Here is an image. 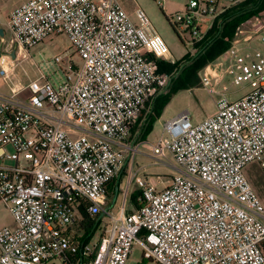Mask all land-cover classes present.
Instances as JSON below:
<instances>
[{"label": "built area", "instance_id": "built-area-1", "mask_svg": "<svg viewBox=\"0 0 264 264\" xmlns=\"http://www.w3.org/2000/svg\"><path fill=\"white\" fill-rule=\"evenodd\" d=\"M154 1L164 8L165 0ZM243 1L189 0L173 29L192 44L206 34L202 25L209 30ZM0 29V201L13 220L0 229V264H126L134 245L152 264H264V206L245 170H264V54L250 44L261 35L264 45V15L242 24L223 55L240 68L248 91L234 101L221 93L215 113L194 124L184 110L154 142L137 145L128 143L131 127L169 80L153 57L177 63L141 8L26 0L0 11ZM52 36H64L78 60L52 58L65 63L63 80L55 85L41 74L13 84L10 62ZM202 85L215 92L208 78ZM142 147L157 162L170 156L176 172L165 181L141 178L140 202L128 212ZM128 154L115 216L107 186ZM83 214L99 221L86 243Z\"/></svg>", "mask_w": 264, "mask_h": 264}, {"label": "rangeland", "instance_id": "rangeland-1", "mask_svg": "<svg viewBox=\"0 0 264 264\" xmlns=\"http://www.w3.org/2000/svg\"><path fill=\"white\" fill-rule=\"evenodd\" d=\"M19 1L21 0H0V11L3 12L6 9H9L11 5ZM119 1L127 13H131L136 7H139L144 11L177 64H180L184 58H190L196 54V46L202 42L203 38L193 41L192 44H183L178 39L172 26L175 21V16L184 12L185 5L189 0H165V5L162 10L154 0ZM207 31L208 26L205 24L202 25L201 32L205 34ZM260 38L261 35L256 36L252 39L250 44L264 54V45L260 42ZM57 54L62 55L65 63L70 58L75 62L78 61L64 36H52L45 42L32 48L27 57L12 60V62H10V65L13 68V71L11 72V82L13 84L26 85L30 80L36 79L43 74L55 85L60 83L64 78L63 69L66 65L63 63L61 69L59 65L52 61V58ZM153 61L156 63L157 69L162 63H165L166 65L168 64L163 59L156 57H153ZM230 62L231 61L228 60L227 57L221 56L215 61L209 63L199 72L201 81L204 82L206 78H208L209 87H212L215 92L209 93L203 85L193 90L180 91L166 106L163 115L170 116L187 110L190 114L191 122L194 124L215 113V103L218 98L221 97V93H224V96H226L229 101H234L242 97L248 91V88H243L245 82L243 76L240 74V68L235 63ZM165 74H168V77H170L172 72H165ZM3 90H8V88ZM150 106L151 104L143 108L131 127L128 143L137 145L148 140H155L162 134L164 125L161 119L153 124L150 132H147L146 125L143 126V121L149 112ZM7 152L11 153L12 148H7ZM128 156L129 154L126 156L123 171L113 180L107 189L109 194L111 193L114 196H117L114 203H111L112 195L110 194L109 196V208L115 216L118 215V210L122 202V193L127 185V174L129 172ZM12 164L13 161H4V165ZM172 164L173 161L170 156L157 162L149 157L146 148H140L139 153L134 157V162L131 168V175H133V178L129 190L130 194L132 195L135 192H140L139 181L141 178L147 177L154 178L155 180H168L176 172L174 165ZM250 166L251 165L245 169L246 176L264 206V170H261L258 166L252 168H250ZM126 202V207L128 208L129 197ZM105 223L106 220L103 219V226L101 227H105ZM12 224L13 220L6 204L0 201V229L11 227ZM96 238L97 236H95L93 241L97 240ZM126 264L152 263L148 259L143 258L142 249L138 245H134L132 248V254L129 256Z\"/></svg>", "mask_w": 264, "mask_h": 264}, {"label": "trees", "instance_id": "trees-1", "mask_svg": "<svg viewBox=\"0 0 264 264\" xmlns=\"http://www.w3.org/2000/svg\"><path fill=\"white\" fill-rule=\"evenodd\" d=\"M262 15H264V0H245L236 4L214 21L211 28L204 35L202 42L196 46V54L190 58H184L180 64L176 63L169 66L171 64L162 63L159 65L158 73L172 72V74L167 85L157 89L150 102L145 105L151 104L143 121V126L146 125L147 132L151 131L153 124L159 119L164 108L178 92L201 87L202 81L199 72L230 50L231 42L238 28L247 21ZM252 167H257V165L253 164L250 168ZM112 182L113 180L108 186ZM140 196L141 192H135L131 195L130 202L135 209L140 202ZM113 200H111V203ZM83 217L84 220L82 226L80 225V229L84 233L80 240L86 243L95 232L99 221L88 219L84 214Z\"/></svg>", "mask_w": 264, "mask_h": 264}, {"label": "crops", "instance_id": "crops-1", "mask_svg": "<svg viewBox=\"0 0 264 264\" xmlns=\"http://www.w3.org/2000/svg\"><path fill=\"white\" fill-rule=\"evenodd\" d=\"M24 1H26V0H21V1H19V2H15L13 5H11V7L9 8V9H6L5 11H3L2 13L4 14V15H7V14H9L15 7H17L19 4H21L22 2H24ZM4 89H6V87H3ZM6 91H8V90H5V92ZM166 108V107H165ZM164 108V109H165ZM164 111V110H163ZM180 113V112H179ZM179 113H177V114H172V115H170V116H164L163 115V112H162V114H161V116L159 117V119L158 120H162L163 121V125L167 122V121H169L170 119H172V118H174L175 116H177ZM159 137V136H158ZM157 137V138H158ZM156 138V139H157ZM155 139V140H156ZM155 140H148V141H150V142H154ZM149 179H154V178H149ZM108 187L109 186H107V189H108ZM108 193V192H107ZM109 194V193H108ZM111 194V193H110ZM110 194H109V196H110ZM112 196V199H117V196H114L113 194H111ZM130 198H131V194L129 195V206H128V208L126 207V209H127V211L128 212H131V211H133L135 208H133L132 207V204H131V202H130ZM128 200V199H127ZM127 203V202H126ZM130 206H131V208H130Z\"/></svg>", "mask_w": 264, "mask_h": 264}, {"label": "water", "instance_id": "water-1", "mask_svg": "<svg viewBox=\"0 0 264 264\" xmlns=\"http://www.w3.org/2000/svg\"><path fill=\"white\" fill-rule=\"evenodd\" d=\"M4 35H5L4 29H0V45H1V39L4 37ZM14 55H15L14 52H12L11 56L14 57ZM114 202H115V199L113 200L112 203H114Z\"/></svg>", "mask_w": 264, "mask_h": 264}, {"label": "flooded vegetation", "instance_id": "flooded-vegetation-1", "mask_svg": "<svg viewBox=\"0 0 264 264\" xmlns=\"http://www.w3.org/2000/svg\"><path fill=\"white\" fill-rule=\"evenodd\" d=\"M98 219H99V220L102 219V216H98Z\"/></svg>", "mask_w": 264, "mask_h": 264}]
</instances>
